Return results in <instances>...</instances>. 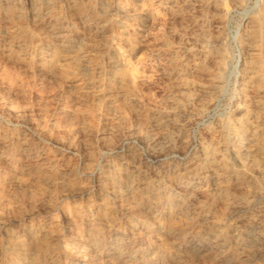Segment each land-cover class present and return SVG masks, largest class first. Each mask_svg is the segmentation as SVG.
<instances>
[{
  "label": "rangeland",
  "instance_id": "rangeland-1",
  "mask_svg": "<svg viewBox=\"0 0 264 264\" xmlns=\"http://www.w3.org/2000/svg\"><path fill=\"white\" fill-rule=\"evenodd\" d=\"M146 1L0 0V264H264V0Z\"/></svg>",
  "mask_w": 264,
  "mask_h": 264
},
{
  "label": "bare ground",
  "instance_id": "bare-ground-1",
  "mask_svg": "<svg viewBox=\"0 0 264 264\" xmlns=\"http://www.w3.org/2000/svg\"><path fill=\"white\" fill-rule=\"evenodd\" d=\"M140 2H141V4H142V6L144 7V6H146L145 8H144V10H143V12H144V14L145 15H147V16H150V17H152V16H156L155 15V12H154V10L152 9V8H150L149 6H147V5H149V3L146 1V0H140ZM169 2H171V1H169ZM153 6V5H152ZM157 14V13H156ZM155 22V21H154ZM263 45V44H262ZM218 57V56H217ZM261 57V56H260ZM216 59V58H215ZM222 57L219 59V62L221 63L222 62ZM259 67H258V71H259V78H260V83L262 84V86H264V57H262V59L260 60V62H259ZM220 67H222V66H220ZM127 71V70H126ZM132 74V73H131ZM213 75V74H212ZM216 77V76H215ZM251 77H252V75H251ZM256 77V76H255ZM259 83V84H260ZM206 88V87H205ZM264 89V88H263ZM264 91V90H263ZM261 104V103H260ZM261 134H259V136H260ZM253 136V135H252ZM258 137V136H257ZM259 138V137H258ZM262 138L264 139V133H262ZM259 140V139H258ZM255 151H259V152H261V153H263L264 154V144H262L261 146H258V147H256L255 148ZM232 152V154H234V155H238L239 154V150H238V147H234V149L231 151ZM210 155V154H209ZM209 158H211L210 156H209ZM209 160V159H208ZM214 179V178H213Z\"/></svg>",
  "mask_w": 264,
  "mask_h": 264
}]
</instances>
